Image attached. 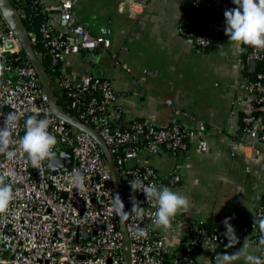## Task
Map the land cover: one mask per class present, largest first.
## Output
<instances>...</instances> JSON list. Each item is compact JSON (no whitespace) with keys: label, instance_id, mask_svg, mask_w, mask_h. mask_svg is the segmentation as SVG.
I'll return each mask as SVG.
<instances>
[{"label":"built area","instance_id":"2783aa9c","mask_svg":"<svg viewBox=\"0 0 264 264\" xmlns=\"http://www.w3.org/2000/svg\"><path fill=\"white\" fill-rule=\"evenodd\" d=\"M17 18L23 19L38 12L45 17L40 26L43 52L51 64L57 65L73 53L88 48L108 50L110 39L105 35H94L83 24L71 23L67 31H57L50 26L53 13L69 22L73 19V0H53L42 5L39 0H9ZM197 6L207 5L206 0H194ZM194 14L197 8L194 7ZM225 30V29H224ZM32 46L37 42L35 32L25 30ZM181 35L191 38L197 48L210 44V38L197 35L193 26L181 21ZM218 31L215 33L217 34ZM214 34V35H215ZM221 38L229 37L225 34ZM241 68L248 73L239 88L250 95L256 107H264V50L242 45ZM0 64L5 71L0 75V127L8 112L24 113L17 133L24 135V119L39 114L37 118L50 119L49 131L58 144L55 151L72 149L74 164L70 170H55L46 160L42 166L33 168L26 163V154L17 145V156L9 160L0 154V172L10 171L13 175L6 181L14 190V199L6 213L0 214V264H127L124 237L118 215L112 210L111 197L115 187L109 163L97 140L87 131L69 124L54 113L36 68L23 53V47L15 30L10 26L0 6ZM56 82L72 99L77 108L75 116L105 140L117 163L119 190L125 210L132 207L129 181L139 178L144 185L155 184L169 188L182 184V164L187 156L191 141L203 137L205 124L188 128L176 120L166 126H158L151 120L113 119L111 110L117 106L118 96L110 79L96 73H86L80 83L65 78L63 69ZM88 97V99L86 98ZM82 105V106H81ZM244 132L252 144L264 142V127H259L257 117H244ZM167 153L175 158V165L168 175L159 173L149 164H141L140 157ZM129 160L138 163L127 165ZM74 173L85 176V191L79 193L73 185ZM126 177V178H123ZM145 209L143 220L125 221L130 238L131 264H205L191 253L204 243L213 249V261L221 255L217 246L225 240L223 231L208 232L199 224H193L191 236L182 253L167 260L165 237L156 232L151 215L155 212L146 196L135 193ZM264 205L256 210L254 219L241 231L240 239H253L258 243V255L264 260ZM144 228L147 237L137 238L135 230ZM84 256V257H82Z\"/></svg>","mask_w":264,"mask_h":264},{"label":"crops","instance_id":"0c3cea01","mask_svg":"<svg viewBox=\"0 0 264 264\" xmlns=\"http://www.w3.org/2000/svg\"><path fill=\"white\" fill-rule=\"evenodd\" d=\"M206 3L202 29L215 34L226 28L225 10L237 5L233 0ZM184 9L185 0H73L71 22L57 13L49 20L57 31L79 23L110 39L108 50L88 48L69 54L61 67L65 78L75 84L86 73L110 79L118 96L111 110L114 120H151L158 126L176 120L188 128L206 126L205 135L191 141L182 164V184L170 188L186 196L189 207L176 215L170 228L155 227L165 237L167 260L182 253L193 224L217 221L224 232L221 222L235 214L231 223L239 236L264 196V142L252 144L243 130L249 114L264 127V107H256L239 88L249 73L241 68L242 44L221 38L213 50L200 51L179 32ZM139 162L168 175L175 158L167 153L142 155ZM245 242L247 252L258 255V243L246 238L228 253ZM199 248V260L212 263L213 249L206 243ZM233 264L245 261L241 258Z\"/></svg>","mask_w":264,"mask_h":264},{"label":"clouds","instance_id":"9594fccd","mask_svg":"<svg viewBox=\"0 0 264 264\" xmlns=\"http://www.w3.org/2000/svg\"><path fill=\"white\" fill-rule=\"evenodd\" d=\"M237 5L232 9L225 10L226 21L225 34L230 42L248 45L255 49L264 50V0H233ZM4 65L0 64V75L5 71ZM39 114L30 115L24 122V135L18 137L17 129L24 113L13 110L8 112L4 119V124L0 127V154L12 160L17 156V145L26 154V163H30L33 168L39 169L46 160H52L56 156V136L49 131L50 119L37 118ZM13 175L10 171L0 172V214L8 211L10 203L14 199V190L10 183L6 181ZM85 176L82 173H74L73 185L81 193L85 191ZM132 194L129 197L131 209L125 210V203L119 193L111 197L112 210L119 215L122 221L129 219L143 220L145 209L141 206L143 202L138 201L135 193L142 192L147 202L155 208L152 213V223L156 228L168 229L176 215L189 207V200L186 196L173 191L167 186L158 187L155 184L144 185L139 178L129 181ZM234 215L226 216L221 222L224 225L223 236L228 242L227 246H232L233 241H239L235 227L231 223ZM260 228L264 231V221L260 223ZM148 231L144 228L135 230L137 238L147 237ZM248 244L236 252H225L215 257V264H233L241 258L245 264H264L259 256L247 252Z\"/></svg>","mask_w":264,"mask_h":264},{"label":"water","instance_id":"95a60500","mask_svg":"<svg viewBox=\"0 0 264 264\" xmlns=\"http://www.w3.org/2000/svg\"><path fill=\"white\" fill-rule=\"evenodd\" d=\"M0 6L3 10L4 15L7 18L8 23L18 35L20 42L22 44L24 53L26 54L27 58L32 63V65L36 68L37 73L40 77L41 83L48 96V100L52 107V110L54 111L56 115L63 118L66 122H68L71 125L76 126L79 129L89 132L97 140V142L99 143V145L101 146L103 150L105 158L107 159L109 163L111 174H112V180H113V184L115 187V193H119L121 196V193L119 190V173L117 170V163H120V162L115 161L114 157L112 156L109 150L108 145L106 144L103 137L97 131L91 129L90 126H88L84 122L77 119L75 116L70 115L69 113L65 112L62 109V107L59 105V103L57 102L54 96L53 86H52L50 77L41 59L39 58L34 47L32 46L29 35L26 33L22 23L19 21L16 14L12 10L10 1L0 0ZM23 121L25 122L26 119H24ZM58 153L60 154V156H56L52 160H50V166L55 170H61V171L70 170L71 166L74 164V154L72 152V149L62 150V151H59ZM62 158H64L65 163H63ZM123 178H126V177H123ZM119 222H120V228L122 230L123 237H124L127 264H131L130 238L127 232L126 223L125 221H122L120 217H119Z\"/></svg>","mask_w":264,"mask_h":264},{"label":"trees","instance_id":"16d2710c","mask_svg":"<svg viewBox=\"0 0 264 264\" xmlns=\"http://www.w3.org/2000/svg\"><path fill=\"white\" fill-rule=\"evenodd\" d=\"M30 3V0L27 2ZM197 8V14H194V7ZM207 9V5L205 6H197L194 0H185V9H184V15L182 17V21H186L189 24L193 26V29L196 31L197 35H207L210 38V44L206 47L200 48V51H211L215 48V43L224 35V29L219 30L217 34H209L205 32L202 29V20L201 16ZM45 17L43 14H40L39 12L36 15H33L31 17L23 19V27L25 30L29 32H35L37 36V42L34 45V49L37 53L41 54L43 50V42H42V36L40 35V26L44 22ZM199 49V48H198ZM24 53V51H23ZM41 61L50 77V80L52 82L53 86V92L54 96L59 103V105L62 107V109L69 113L72 116H79L78 111L76 107L72 106V99L68 96L67 90L62 88L58 83L56 82V78L61 75V63H58L57 65L51 64L50 60L45 57L41 56ZM88 99V97H86ZM82 106V105H81ZM245 125V123L243 124ZM262 204L264 205V196L262 198ZM202 228H205L208 232L211 233H219L223 231L221 225L219 222H205L200 225ZM237 243V241H233L232 246H227L228 242L224 240L223 242H220L217 246L216 253L223 254L225 252H229L234 249V245ZM200 249V248H198ZM194 250L191 253V256L193 258H197L199 255V250Z\"/></svg>","mask_w":264,"mask_h":264},{"label":"rangeland","instance_id":"374dc122","mask_svg":"<svg viewBox=\"0 0 264 264\" xmlns=\"http://www.w3.org/2000/svg\"><path fill=\"white\" fill-rule=\"evenodd\" d=\"M58 152H59V150H56V156H60V154ZM62 161H63V163H65L64 162V158H62ZM134 163H135V160H129V161L126 162L127 165H132Z\"/></svg>","mask_w":264,"mask_h":264}]
</instances>
